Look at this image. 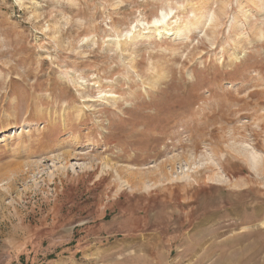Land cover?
I'll return each mask as SVG.
<instances>
[{"label":"rangeland","instance_id":"1","mask_svg":"<svg viewBox=\"0 0 264 264\" xmlns=\"http://www.w3.org/2000/svg\"><path fill=\"white\" fill-rule=\"evenodd\" d=\"M0 264H264V0H0Z\"/></svg>","mask_w":264,"mask_h":264}]
</instances>
